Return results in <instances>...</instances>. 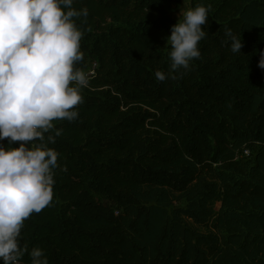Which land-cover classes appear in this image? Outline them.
Returning <instances> with one entry per match:
<instances>
[{
    "label": "trees",
    "instance_id": "obj_1",
    "mask_svg": "<svg viewBox=\"0 0 264 264\" xmlns=\"http://www.w3.org/2000/svg\"><path fill=\"white\" fill-rule=\"evenodd\" d=\"M207 1L201 56L172 72L182 0H74L90 83L77 119L53 121V201L24 222L22 264L34 247L49 264H264V0Z\"/></svg>",
    "mask_w": 264,
    "mask_h": 264
},
{
    "label": "clouds",
    "instance_id": "obj_2",
    "mask_svg": "<svg viewBox=\"0 0 264 264\" xmlns=\"http://www.w3.org/2000/svg\"><path fill=\"white\" fill-rule=\"evenodd\" d=\"M73 2L0 0V140L7 138L9 145L19 142L18 147L0 145L2 264H22L28 252L21 245L24 222L53 201L59 153L47 145L63 131L53 121L77 119L81 90L90 83L89 74L75 66L84 55L83 33L74 18L87 17L88 10L72 8ZM208 11L204 5L188 8L183 20L172 25L166 37L172 72L188 70L201 56L198 44L206 36L202 26L208 24ZM225 35L231 51L241 53V33L237 36L226 28ZM257 66L264 70V50H259ZM155 77L164 81L167 74L157 70ZM51 130L55 134L46 138ZM28 254L31 264H49L39 247Z\"/></svg>",
    "mask_w": 264,
    "mask_h": 264
},
{
    "label": "rangeland",
    "instance_id": "obj_3",
    "mask_svg": "<svg viewBox=\"0 0 264 264\" xmlns=\"http://www.w3.org/2000/svg\"><path fill=\"white\" fill-rule=\"evenodd\" d=\"M200 0H182V2L185 5V11L188 8H195L197 5H204L207 6L208 5V1L207 0H202L201 2H199ZM184 12V11H183ZM183 12L175 14L173 16V22L174 24L177 22L179 23L182 19H183ZM171 33V29L169 31H163V36L166 38L167 36H169ZM175 205H178V203H175ZM215 210H217L219 208V204H215L214 205ZM203 231V229H202Z\"/></svg>",
    "mask_w": 264,
    "mask_h": 264
},
{
    "label": "built area",
    "instance_id": "obj_4",
    "mask_svg": "<svg viewBox=\"0 0 264 264\" xmlns=\"http://www.w3.org/2000/svg\"><path fill=\"white\" fill-rule=\"evenodd\" d=\"M90 74L92 73V72H89ZM244 155H248V151L247 150H244Z\"/></svg>",
    "mask_w": 264,
    "mask_h": 264
}]
</instances>
